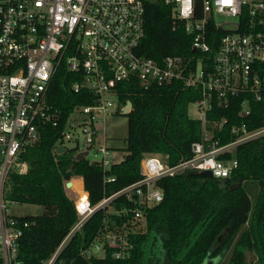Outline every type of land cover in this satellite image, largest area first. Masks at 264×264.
Masks as SVG:
<instances>
[{
    "label": "built area",
    "instance_id": "1",
    "mask_svg": "<svg viewBox=\"0 0 264 264\" xmlns=\"http://www.w3.org/2000/svg\"><path fill=\"white\" fill-rule=\"evenodd\" d=\"M147 1L0 0L1 264H25L19 257L18 242L28 221L10 211L16 202L7 195L9 176L27 171L21 154L39 140L40 126L60 124L59 110L50 102L48 91L61 67L78 76L69 85L70 91L86 89L95 99L90 104L75 105L67 114L54 153H62L56 150L59 145L64 151L71 149L73 156L86 151L84 158L94 150L98 157L87 159L108 171L113 161L104 123L107 115L122 113L128 100L119 104L117 88L131 79L145 87L179 81L183 88L196 89L200 96L192 101L197 106V115L192 118L200 122V139L191 143L189 158L173 165L160 154L145 153L140 159L141 177L96 204L90 203L87 191L81 198L69 178L71 184L65 189L77 219L39 264H72L61 258L62 252L69 253L65 247L74 233L112 197L124 194L134 199L138 206L131 212L135 220H141V207L162 200L156 179L191 167L210 170L217 178L226 177L237 166V159L225 160L219 155L233 153L239 144L264 136V0H153L169 8L171 29L183 28L189 33L194 50L190 57L168 54L160 60L139 52ZM217 14L233 17V26L217 22ZM207 23L221 31L214 49L208 42L211 32L207 33ZM232 99L239 101L238 114L243 117L252 112L253 104L260 103L261 123L249 127L242 121L225 129L226 117L207 118V112L228 107ZM73 113L81 115L80 123H69ZM216 132H227L231 139L220 142ZM66 141H72V147L68 148ZM114 179L103 175L104 182ZM80 181L84 190L82 177ZM132 228L136 230V226ZM128 233V229L98 233L78 254L97 257L109 247L114 257L123 258L132 246L126 238Z\"/></svg>",
    "mask_w": 264,
    "mask_h": 264
},
{
    "label": "trees",
    "instance_id": "2",
    "mask_svg": "<svg viewBox=\"0 0 264 264\" xmlns=\"http://www.w3.org/2000/svg\"><path fill=\"white\" fill-rule=\"evenodd\" d=\"M144 7L139 52L156 60L168 54L190 57L194 52L191 37L183 28L171 29L169 8L153 0ZM206 30L211 32L208 42L214 49L221 31L215 30L213 23H207ZM77 78L60 68L48 91L50 102L59 110L60 124L40 126L39 140L21 154L27 171L9 176V198L44 208L38 215L19 216L28 221L18 242L19 257L25 264H39L49 257L77 219L65 189L66 180L81 176L90 203L96 204L141 177L140 159L145 153L160 154L173 165L189 158L191 143L200 139V122L187 113V105L200 96L196 89L183 88L179 81L145 87L131 79L117 88L120 105L131 101V109L125 114L127 136L122 160L104 172L97 162L75 160L71 149L54 153L67 114L75 105L90 104L95 99L89 90H69ZM238 108L239 101L232 99L228 107L207 112V118L226 117L225 129L242 121L249 127L261 123L260 103L253 104L246 117L238 114ZM215 137L220 142L231 139L227 132H216ZM219 157L237 159V166L226 177L198 176L184 170L156 179L163 197L141 207L144 230L132 228L137 221L131 212L138 206L134 199L124 194L112 197L74 233L65 247L69 253L63 251L61 258L72 264H204L211 259V264H264V136ZM104 174L115 179L104 182ZM113 229L129 230L126 238L132 246L126 256L114 257L109 247L97 257L78 254L95 235Z\"/></svg>",
    "mask_w": 264,
    "mask_h": 264
},
{
    "label": "rangeland",
    "instance_id": "3",
    "mask_svg": "<svg viewBox=\"0 0 264 264\" xmlns=\"http://www.w3.org/2000/svg\"><path fill=\"white\" fill-rule=\"evenodd\" d=\"M215 20L219 23H222L225 27H232V22L235 21L233 17H227L221 14L215 15ZM196 104L194 102H190L187 105V113L189 116H196L197 110H196ZM82 121V117L80 114L73 113L70 115L69 123L70 122H78L80 123ZM105 131L107 134V145L109 146L111 150V156L110 159L113 162H119L123 159V156L125 154L124 148H125V138L127 136V117L125 114H112L107 115L105 123ZM67 147H72L73 142L72 141H66ZM98 156L95 155L94 150H90V152L87 155L88 159L97 158ZM164 159V156H160ZM69 194L71 197H73V192L69 191ZM11 213L19 216H26V215H38L41 214L44 211V208L41 205L36 204H27V203H16L14 206L11 207ZM136 230L145 228V222L144 219L137 220L136 221Z\"/></svg>",
    "mask_w": 264,
    "mask_h": 264
},
{
    "label": "water",
    "instance_id": "4",
    "mask_svg": "<svg viewBox=\"0 0 264 264\" xmlns=\"http://www.w3.org/2000/svg\"><path fill=\"white\" fill-rule=\"evenodd\" d=\"M131 109V101L128 100L126 105L124 106L123 110H122V113L123 114H126L129 110ZM57 152H63L64 151V146L63 145H59L57 146ZM86 154V151H83V152H78L75 156H74V159L75 160H82L84 159V155ZM188 172L190 173H193L195 175H198V176H211V172L210 170H198L194 167H191L188 169ZM71 184V181L70 180H67L65 182V186H70ZM213 262V259L211 260H207L206 262H204V264H211Z\"/></svg>",
    "mask_w": 264,
    "mask_h": 264
},
{
    "label": "bare ground",
    "instance_id": "5",
    "mask_svg": "<svg viewBox=\"0 0 264 264\" xmlns=\"http://www.w3.org/2000/svg\"><path fill=\"white\" fill-rule=\"evenodd\" d=\"M72 185L81 198H84L86 196L85 190H82L80 179H72Z\"/></svg>",
    "mask_w": 264,
    "mask_h": 264
},
{
    "label": "crops",
    "instance_id": "6",
    "mask_svg": "<svg viewBox=\"0 0 264 264\" xmlns=\"http://www.w3.org/2000/svg\"><path fill=\"white\" fill-rule=\"evenodd\" d=\"M74 178H75V179L78 178V179L81 180V176H73L72 179H74Z\"/></svg>",
    "mask_w": 264,
    "mask_h": 264
}]
</instances>
